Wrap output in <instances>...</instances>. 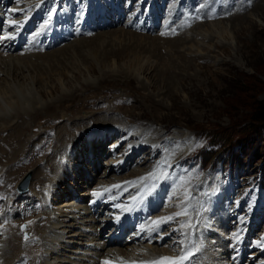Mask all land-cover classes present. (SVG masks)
Returning a JSON list of instances; mask_svg holds the SVG:
<instances>
[{"label":"bare ground","instance_id":"6f19581e","mask_svg":"<svg viewBox=\"0 0 264 264\" xmlns=\"http://www.w3.org/2000/svg\"><path fill=\"white\" fill-rule=\"evenodd\" d=\"M24 3L30 4L28 0H25ZM48 3H50V0L44 5H40V1H38L31 12L27 14L24 12L25 9H19L15 6H11L13 8L8 10L9 15H21L19 18H16L23 19L21 20L22 26L19 34L8 43H3L0 46V165H2L0 175H8L10 179V175H12L10 172L13 170V167L20 160L28 159L33 153L34 145L37 144L35 139L37 138L36 140L40 142L46 136L47 130L43 132L42 129L45 128H39L38 132L42 135H38V137L28 136L24 144H14V141L20 139L24 131L34 127V119L39 116L41 117L45 112H50L53 108L60 110V107L65 102L76 100L77 103L75 105L72 104L73 106H66L68 111L65 110L64 112L63 109L60 118H57L55 114L53 115L55 120L61 119L60 121L63 120V123L58 124L57 127L54 126L56 128V137L54 138V144L46 155V159L48 160L46 162L47 167H42L38 169V172L33 174L32 181L34 182L30 183L31 196L28 197V200H24V202L20 201L22 203L19 205L24 206L28 210L26 214L30 209H32V213L36 211L33 217L24 220L27 224V232L30 234V239L23 241L22 233L18 227L22 222L15 229L14 226H10L11 222L10 224L6 223L9 220H7V216L5 215V209L3 216H0V218L3 217L0 224V264H169L163 258H166L171 253H175L178 256L172 263L201 264V259L196 255L183 261L179 257L181 253L179 250L177 251V248L180 249V245L187 244L195 236L194 227L198 225V220H202L201 218L204 215L212 212V206L208 211L206 204H203L204 200L205 202L208 201L205 198L206 193L203 191L202 194L195 192L193 195L196 198L188 201L180 208L172 210L168 208V210H165L160 215H152L158 199L164 194L163 185L165 181L160 184L161 179L164 180L165 178L164 172L170 170L171 173L172 170L178 169L177 166L171 169L169 163L172 164L178 158L183 163L188 156L187 150H192L195 147L196 141H193L190 139L191 137L185 136L186 134L184 135L177 130H172L170 134L166 133L167 135L151 127L149 129L143 128V130L139 131L135 130L134 132L132 127L123 125L120 122L121 119L119 120L115 115H112L110 109L104 111L105 114L93 122L98 123L97 125L101 124V127L91 129V133H86L87 131L89 132V126L86 123L90 124L89 122H92L91 116L80 117L78 115V117H72V119H65V117L76 115L75 113L80 108H86L85 106L94 107L101 103V98L93 96L91 97L92 99L97 98L96 104L89 105L86 102L87 99H84L85 96L83 94L88 90L96 91L103 81L114 82L117 80H128V78L133 77L137 80L148 81V75L151 78L154 77L158 62H162L164 66H169L163 61L166 59L163 57L161 61L155 58V63L153 62V58H149V56L144 55L143 58H140V49H136L138 44L133 41L130 42L129 37L153 41V45L146 41H141L139 44L143 47L144 52L147 51V54H150V56L154 52L165 49V55L169 57L168 61L172 60L170 67H175L178 70L181 63L189 66L195 62V58L209 62L210 49H208L209 54L203 56L199 55L193 58H190L191 56L189 58L172 57H175L180 52L183 53L179 54L180 56L186 57L188 54L193 53L191 51L192 42L200 39L203 42L206 40V34L204 35L198 30L202 29V27H210L212 24H197L196 27L186 31L184 34L182 33L183 35H178L175 40L167 39L165 36L151 38L142 34L133 35L122 30H113L104 34L100 33L97 40L94 39L95 37L80 39L79 37L82 36L80 33L82 34L83 31L77 33L74 31L69 33L67 31L68 35L65 34L67 32H56L51 26L42 24L41 28L37 29V32H33L34 36L29 40L28 47L21 52L19 51V53L15 52L16 49H14L13 44H19L23 40L24 35L26 38V31L36 20L42 17V13L45 7L48 6ZM230 3L232 4L233 2L231 1ZM1 11L2 7L0 5V15ZM242 12H244L242 9L240 11L237 10L232 16H234V19H239L243 17ZM219 14L221 15V12ZM66 19L64 21H54V27L59 24L70 25ZM231 19L233 18H229L224 23L226 24V28L233 22ZM249 22L251 23V21ZM111 25H113L112 22ZM125 28L127 30V27ZM244 28L246 27L240 25L239 31H243ZM214 32L211 30V33ZM101 37H104L103 40H100ZM220 37L221 39L211 37L210 40L217 39L222 42V39L226 38L229 41L227 38H231L228 30L225 28L222 29ZM69 39L75 40L71 41L73 43L70 45H62L60 49H56L52 53L46 52V49L51 50L57 44H62ZM234 39L236 43V57L239 58L240 56L241 58V55H246V49L249 48V44L246 40L243 42L239 37ZM87 40H89V43H87ZM94 40H96V43H94ZM173 40L174 43L172 42ZM43 43H46L47 47ZM115 46H117L116 49L114 48ZM198 46L200 45L198 44ZM107 47L110 49H107ZM214 47L222 55H230L229 47L219 44V41H216ZM91 50L94 52H98L99 50L100 57H103L95 58L101 65V75L96 80H92L89 77H92L94 73L93 66H91L92 58H74L80 55V53L82 56L83 52ZM185 53L188 54L185 55ZM238 53L241 55H238ZM124 54H128L130 58H121ZM109 56H113L114 58H109ZM109 60L111 63H107ZM214 62L211 61V63ZM137 64H140L138 70L135 69ZM155 64L157 65L155 66ZM220 64L225 63L224 61H219L218 65ZM82 67L84 68L82 69ZM59 69L64 71L67 76H69V73H72L74 80L67 81L65 85L61 84L59 78L56 80L57 75L55 74ZM81 69L84 72H81ZM38 70L39 72L41 71L40 75H38L40 78L43 75H55V78H52L48 82L49 84H47V88L51 90L49 94L54 93L56 88L59 87L58 97L53 102L43 103L41 100L42 97L45 98L46 96L44 92V88L46 87H41L38 83L39 80L36 78ZM140 70L142 71L140 72ZM180 70L183 71L184 69L181 67ZM34 72L36 73V77ZM79 130H86V132L83 137L81 136L75 141L73 134ZM115 133L119 137L110 144L108 152H114L111 148H116V150L120 148V151L117 153V157L115 155L110 156V160L103 165L104 167H109V173L120 172L131 166H138L139 168L149 163L147 164V168L144 167L145 169H141V167L131 173L128 171L127 177H133L132 179L126 180V176L120 177L124 173L119 175L120 178L118 179L121 180L120 182H117L118 179L113 176L109 178V174L105 171L106 169H103L96 178L94 177L97 172L99 153L102 152L104 142ZM6 144L11 146L10 150L4 148ZM145 146H149L148 151L145 150ZM177 150L179 151L177 152ZM139 154L141 155L139 156ZM7 156H9V160L5 158ZM132 156H136L137 159L131 161ZM154 163L155 166L153 165ZM184 171L182 170V179L188 180L189 177L185 176L186 172L184 173ZM27 175L30 176L29 173ZM116 175L118 174L116 173ZM65 184L67 185L62 193L66 197L65 200L54 204L55 202L57 203L58 197L61 195L57 192V189ZM90 184L93 185L90 186ZM134 184L137 185L128 189ZM114 185H120V187H113ZM190 185L197 191L201 189L198 188L199 183L197 182ZM94 186L95 188H93ZM70 187L74 190L80 189L84 191L73 195V191L71 193V189L68 190ZM150 187L155 188V192L152 193L155 196L143 199L145 192L149 191ZM92 189H96V192L90 196L88 191ZM59 190L61 191L62 189L60 188ZM15 196L7 200V205H12L13 199L16 198ZM116 205H119L117 208L120 209L121 216L112 221L113 228H121L122 226H128L129 228L135 223L143 227L140 230H135V233H131L124 241L122 237L115 238L113 235L108 237V234L100 239L99 237L104 230H101V228H107L109 226L107 223H110V220L98 218L103 213L107 216L108 210L113 209ZM178 213L180 214L177 215ZM184 215H186V219L190 222V225L186 229L181 230L175 226L182 224V217ZM5 219L7 220L6 222ZM101 221L105 222L106 225L100 224ZM9 229L11 230L9 231ZM183 231H186L187 237L185 239H173L185 237ZM159 234L160 237H157ZM210 255H212L211 252L204 254V264H211L209 261Z\"/></svg>","mask_w":264,"mask_h":264},{"label":"rangeland","instance_id":"374dc122","mask_svg":"<svg viewBox=\"0 0 264 264\" xmlns=\"http://www.w3.org/2000/svg\"><path fill=\"white\" fill-rule=\"evenodd\" d=\"M12 1L13 0H9V2ZM29 1L32 3H36L40 1V5H44L48 0H29ZM231 1L233 2L232 4L230 3ZM209 3L210 4L204 6V12L206 10L207 11L203 13L202 16H200L201 18L199 17L195 19L192 24V28L196 27L197 24H203V23L212 24L210 26L211 29L208 26V27H202V29L198 30L202 32V34L204 35L206 34L205 37L206 40L204 42L201 39L196 41L194 40L191 44L192 45L191 51L193 53L191 54L185 53V55L188 54L187 57L180 56L179 54H183L181 52L179 54H176L175 57H172V58H179V57L189 58L191 56L190 58H193L199 55L203 56L205 54H209L208 49H210L211 53L209 54L210 55L209 62H205V60H201V59L197 60L198 58H195V62L191 63L189 65L190 67L188 65L186 66L181 63L180 67L177 70L175 67L174 68L170 67L172 65V60L168 61L169 57L165 55L166 54L165 49H162L159 52H154L150 56V54H147L148 53L147 51L144 52L143 47H141L139 44L141 43V41H146L153 45L154 44L153 41H148L143 39L140 40L139 38L134 39L129 37L130 42L133 41L134 43L138 44V47H136V49L137 50L140 49V53H139L141 54L140 58H143V56L146 55L147 57L149 56V58L150 57L153 58V62L155 63L156 62L155 58L161 61V58L163 57L166 58L163 61H165V63L169 66H164L162 62H158L157 63L158 65L155 64V66L157 65V71H155L154 77L151 78L150 75L147 76V78L149 79L148 81L142 79L137 80L135 77H133V78H128V80H117L114 82L103 81L101 82L100 86L97 87L96 91H91L88 90V88H86V90L88 91L84 92L83 94L85 96L84 99L85 98L87 99L86 102H88L89 105L90 104L94 105L96 104V99L101 98L102 100L101 103L95 105L94 107L85 106L86 108H80L75 113L76 115L74 116L68 115L67 117H65V119H72V117L75 118L78 117V115L80 117L82 116L85 117L87 115L91 116L92 122H89L90 124L86 123V125L89 126L88 127L89 132L88 131L86 132V130L76 131L73 134L75 141L79 139L81 136L83 137L85 132L91 133L90 132L91 129H96V127H101V124L97 125L98 123H93V122L98 120L101 115L105 114L104 111H106L107 109H110V111H112V115H115L117 119L119 120L121 119L120 122L123 125L130 126L136 131L143 130V128L149 129V127H151L154 130L155 129L157 131L160 130L165 135L170 134V131L172 130H177L178 132L184 135L186 134L185 136L191 138L194 137L191 134L196 135L197 139L200 142V147L204 146L206 148L207 151L205 153V157L209 158V160L204 165L203 163L204 160L201 161L200 159L198 161V159L195 158L196 153H194L193 157L189 159L191 156L190 153L193 152H191L192 150H190V152H187L188 156L186 155L187 157L183 161V165L179 168V170L175 174V176L181 177V179L179 180V182L181 183L175 182L172 186L171 183H173L175 180L174 176H173L174 178H171V182L168 183L169 188H171V186L172 188L175 187L180 188L185 185V189H184L185 193L183 192L182 189L181 192L182 194L178 193V190L170 194V197L174 195V197L170 200L171 206L165 207V201L163 197L165 195L164 192L163 196H161L163 198L158 199V203H156V208L153 210L152 215L153 214L160 215L165 210H168V208L171 210L174 209L172 208L174 206H176L175 209L180 208L188 201L196 198V196L193 195V193L195 192L201 194L203 192L206 193L205 198L207 200L209 199L210 195L213 194L218 201H222V196H221L222 194L220 193V191L222 190V188H224L225 189L224 193L230 195L231 206H236L237 209L236 212L238 213L242 212L241 219L243 220V222H245L246 220L245 213L250 211L253 212V217H252V219L254 220L253 226L258 229L254 230V233L249 238V246L252 247L253 249L252 251H255L250 253H251V257L255 258V260L259 259L260 260L259 262H262L261 264H264V129L258 131V128H256L255 126L251 127L253 123H251V121L249 120L251 115L250 105L254 101L261 100L264 97V0H224V1L209 0ZM54 4H58V6H65L63 8L65 14L68 13V6L66 7V5H68V1H66L64 4L61 5L57 3L55 0H50V3L47 4L48 6L45 7L42 13V17L36 20L34 24L26 31L25 33L26 38L28 35H31V33H33L34 30L32 28L35 25H40L42 23V20L43 18H45L47 11L49 12L47 13V16L43 20V22H46L49 25V22L56 18L52 13V11L49 10ZM0 5L1 7H3L4 3L0 2ZM15 5L16 4H13V7ZM13 7L8 8L7 12L8 10H11V8ZM240 8L244 11L241 13L243 14V17L239 19L237 18L234 19V16H232L233 13L236 12L237 10L240 11L241 10ZM30 12L31 11L27 13ZM62 12L63 11L60 12V15H62ZM220 12L221 15L219 14ZM12 16L15 18L16 17L19 18L21 15H17V16L12 15ZM158 16H161V12H158L155 15V17ZM69 17H67L66 19L67 22L70 23V25L68 26H73V18L71 16ZM229 18H233L231 19V21L233 20V22L231 24L228 23L230 26L226 28L225 26L226 24L224 23H226ZM57 20L64 21L62 17L55 19L54 21ZM249 21H251V23ZM111 22L113 23V25L115 24H120V25H117L119 27L112 28L109 30L96 31L94 34H90L83 31L82 34L80 33V35L82 36H80L79 38L89 39L90 37L91 38L95 37L94 39L97 40L98 35H100V33L104 34L111 32L113 30L114 31L122 30L128 33H132L133 35L142 34L144 36H149L151 38H156V37L161 38L162 36H165L167 37V39L175 40L177 39L178 35H183L184 33H186L185 31L183 32V34L177 35V32L173 31V32H164V34L162 35L161 33H159L161 32V30L156 31L155 27L151 26V24L150 26L145 24L138 25L135 27L136 31H132L131 28L127 27L128 30L127 31L120 18H116ZM240 25H243L246 28H244L243 31H239ZM41 26L42 24L38 27V29L41 28ZM223 28L228 30V33L231 36V38H227L229 39V41H227L226 38L222 39V42H220V40L217 39L210 40L211 37H218L219 39H221L220 36ZM211 30L215 32L211 33ZM68 31L69 33L70 32L72 33L73 31L75 32V30H68ZM145 31H150L153 33L151 35L149 32V34L145 35L144 33H142ZM63 32H67V31H63ZM69 33L67 32L65 34L69 35ZM172 34H173V38H169ZM33 36L34 34H32V37ZM71 37L72 35L69 38L71 39ZM107 37H112V36H107ZM236 37L241 38L243 42L246 40L249 44V48L246 49V55H241L240 53H238V55H241V58L240 56L239 58L236 57L235 54L236 43L234 38ZM26 38L24 35L23 40L19 44L18 43L13 44L14 49H16L15 52L19 53V51L21 52L23 50L24 46H22V44L24 43V40ZM103 38L104 37H101L100 40H103ZM70 39L66 40V42H63L62 44L61 43L57 44L51 50L46 49V52L52 53L53 51H56V49L57 50L60 49L62 45H70L71 43H73L71 41L75 40V39L72 40ZM96 40H94L95 41L94 43H96ZM174 40L172 41L173 43ZM216 41H219V44L222 45L224 44L227 47H229L230 55L228 56L222 55V53H220V51L214 47ZM87 43H89V40H87ZM198 44L200 46H198ZM45 47H47V44L45 45ZM116 47L117 46H115L114 48L116 49ZM107 49L110 48L107 47ZM99 54H100L99 50L98 52L96 51L94 52L93 50H91V51L83 52L82 56L80 53V55L74 57V58H82V57L92 58L91 66H93L94 73L92 77L89 76L92 80H96L101 75L100 73L101 65L98 63V61L95 60V58H103L102 56L100 57ZM127 56L128 54L127 55L124 54L123 56H121V58H130V56L128 57ZM110 57L114 58L113 56H109V58ZM211 61H215V62L211 63ZM219 61H224L225 64L218 65ZM107 63H111V61L109 60ZM181 67L184 69L183 71L180 70ZM83 68L84 67H82V69ZM139 68H140V64H137V67L135 66V69L138 70ZM141 71L142 70H140V72ZM63 72L64 71H61L59 69V71L55 73L57 75L56 80L59 78L61 84L65 85L67 81L70 82L71 79L72 81L74 80V76L72 73H69V76H67V74ZM81 72L84 71L82 70ZM40 73L41 71L39 72L38 70L37 77H36V73L34 75L37 78V80H39L38 82L39 85H41V87L47 88V84H49L48 82H50L52 78H55V75L54 74L46 75V76L43 75L40 78L38 77ZM137 73L139 72L137 71ZM46 88H44L45 89L44 92L46 93L45 98L43 97L40 98L43 101V103H47V102L50 103L51 101L53 102L58 97L57 94L59 92V87H57L55 92L52 94H49L51 90H49V88H47L46 90ZM93 96L95 97L97 96V98L92 99L91 97ZM76 103H77L76 100L72 102H65L60 107V110H55L53 108L51 109L50 112H45L44 114H42L41 115L42 118L39 116L38 118L34 119L33 120L34 127L30 130L24 131V134H22L20 139L15 140L14 144L15 145L18 143L24 144L28 136L38 137V135H42L39 134L38 132L39 128H45L42 129L43 132L47 130L46 136H44V138L41 139L40 141L41 143L36 140L37 138L35 139V142H37V144L34 145L35 148H33V153L30 155L28 159L20 160L18 164H16L13 167V170L10 172V174H12L10 175V179L8 178V175L5 176L0 175V214H2L0 216H3V211L5 209V215L7 216V220H9L8 222L5 219V222L7 221L6 222L7 224L8 223L10 224L11 222L10 226L11 227L14 226V228L16 229L18 224H20L21 222L23 223V224L21 223L18 226L19 231L22 233L23 241H28L30 239V234L27 232V224L25 225L24 220L33 217L36 211L32 213V209H30L29 212L26 214V211L28 210H26L24 206L22 205L20 206L19 204L22 203L20 201L24 202V200H28V197L31 196L30 183L34 182L32 181L33 174L35 172H38V169H41L42 167H47L46 162L48 160L46 159L47 157L46 155L48 153V150L54 144L55 142L54 138L56 137V132H55L56 128H54V126L57 127L58 124L63 123V120L60 121L61 119L55 120L53 115L55 114L57 118L58 117L60 118L63 109L64 112L65 110L68 111V108H66V106L69 105L73 106ZM70 109L72 110V108ZM187 132H191V134H187ZM118 137L119 135L115 133L110 139L104 142V145L102 147V152L99 153L100 157L97 162V172L94 175L95 178L100 174V172H102L103 169L104 170L106 169L105 171L109 174V178H112L113 176L116 179H118L120 177L126 176L125 179L129 180L133 178V177H127L128 176L127 174L129 172L130 173L134 172L135 169L137 170L140 169L141 167H142L141 169H143L144 167L147 168V164L149 163L139 168L138 166L137 167L131 166L129 168L121 170L120 172H116L118 175H116V173H109L110 170L109 167L108 166L104 167L103 165L110 160V156L115 155L117 157V153H119L120 148L117 150L116 148H111L112 151L114 152H108V147ZM148 147L149 146H145L146 151H148L149 149ZM4 148L10 150L11 146H9V144H6ZM68 148L70 149V147ZM141 154H139V156ZM220 156H223V159L219 161ZM5 158H7L8 160L10 159L9 156ZM136 159H137L136 156L131 157V161H134ZM139 160H141V158H139ZM209 164H214V167L207 166ZM153 165L155 166V163ZM1 167L2 165H0V170ZM115 167H117V165H115ZM182 170L183 171L185 170L184 171V173L186 172L185 176L189 177L188 179L189 181L182 179L183 176ZM28 173L30 174L29 189L24 194H18L16 191L17 184ZM123 173L124 175H122ZM119 175L122 176L119 177ZM120 181L121 180L119 179L117 180V182ZM195 182L199 183L198 188H201L198 191L195 190V188L191 187L192 185H190L191 183H195ZM66 185L67 184L61 185L59 187V189L60 188L62 189L61 191L57 189L58 190L57 192H59V194L61 195H59L58 197L59 200L57 201V203L55 202L54 204H58L65 200L66 197H64L62 193ZM92 185L93 184H90V186ZM164 189L165 188L163 187V190ZM68 190H70L71 193L73 191V195H76L77 193L84 191L80 189L74 190L71 187ZM15 195L20 197L17 198V196ZM14 196L16 198L13 199L12 205L11 204L7 205V200L12 197L14 198ZM205 198L203 197V199ZM213 201L214 199L209 200V202L212 203ZM203 204H206L205 200ZM212 207H213L212 209L213 212L215 210V205H213ZM217 208L218 206H216V210ZM232 209H235V207ZM232 209L225 208L218 213V216L223 217L226 216V214H229V219H231L233 217L232 213H236V212H232ZM2 218H0V224ZM250 220L251 218L247 221V223H250ZM188 222L189 221H185V224L187 225ZM21 225L26 226L25 230H21ZM171 227H173V225H171ZM195 227H194V231H195ZM10 230L11 229H9V231ZM106 231H108V229ZM106 231L105 233L102 231L101 236L99 237L100 239L103 238L104 234H106ZM183 234L184 236H186V232ZM157 237H160V234L157 235ZM124 240L125 239H123V241ZM256 252H259V255Z\"/></svg>","mask_w":264,"mask_h":264},{"label":"trees","instance_id":"16d2710c","mask_svg":"<svg viewBox=\"0 0 264 264\" xmlns=\"http://www.w3.org/2000/svg\"><path fill=\"white\" fill-rule=\"evenodd\" d=\"M250 107H251V115L249 120L251 121V123H253L251 127L255 126L256 128H258V131L263 130L264 129V97L261 100L254 101L250 105ZM219 158L221 159L222 156Z\"/></svg>","mask_w":264,"mask_h":264},{"label":"water","instance_id":"95a60500","mask_svg":"<svg viewBox=\"0 0 264 264\" xmlns=\"http://www.w3.org/2000/svg\"><path fill=\"white\" fill-rule=\"evenodd\" d=\"M29 181H30V176H29V175L25 176V177L22 179L21 183L19 184L17 190H18L20 193H24V192H26V191H27L28 184H29Z\"/></svg>","mask_w":264,"mask_h":264},{"label":"snow or ice","instance_id":"6c2138e0","mask_svg":"<svg viewBox=\"0 0 264 264\" xmlns=\"http://www.w3.org/2000/svg\"><path fill=\"white\" fill-rule=\"evenodd\" d=\"M113 187H116V188H118V187H120V185H114ZM97 195H99V194H97ZM180 213H178L177 215H179ZM186 214V213H185ZM167 219H171V218H167ZM157 223H159V222H157ZM163 259H165V260H167L168 258H163ZM183 259V258H182Z\"/></svg>","mask_w":264,"mask_h":264}]
</instances>
